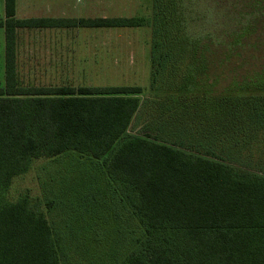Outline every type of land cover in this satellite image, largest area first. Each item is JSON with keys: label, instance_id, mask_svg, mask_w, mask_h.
Returning <instances> with one entry per match:
<instances>
[{"label": "trees", "instance_id": "1", "mask_svg": "<svg viewBox=\"0 0 264 264\" xmlns=\"http://www.w3.org/2000/svg\"><path fill=\"white\" fill-rule=\"evenodd\" d=\"M4 1L0 264H60L59 240L46 215L26 195L11 201L8 193L34 161L66 152L102 160L145 232L141 249L120 264H264V176L233 169L264 175V95L254 87L260 73L230 80L227 71L238 57L230 56L224 41L205 38L195 48V69L181 83L169 75L156 102L153 121H176L170 132L160 129L173 140L144 135L118 145L140 107L141 88L25 87L18 77L16 32L128 28L140 26L138 20H22L15 17V0ZM182 40L185 53L190 41Z\"/></svg>", "mask_w": 264, "mask_h": 264}, {"label": "rangeland", "instance_id": "2", "mask_svg": "<svg viewBox=\"0 0 264 264\" xmlns=\"http://www.w3.org/2000/svg\"><path fill=\"white\" fill-rule=\"evenodd\" d=\"M173 1L68 0L60 9L51 4L44 10L37 5L36 9L24 8L19 16L22 20L33 16L134 18L140 26L18 29L19 80L25 87L141 88L140 107L118 145L144 135L173 140L160 129L170 132L175 120L167 124L153 121L156 102L168 88L169 75L181 83L195 69L191 64L195 48L205 38L224 41L233 50L230 56L238 57L227 71L230 80L260 73L254 87L262 89L256 95L263 96L264 0ZM186 37L190 42L184 53L182 39ZM3 55L0 51V87L4 85ZM233 169L239 175L264 176ZM22 195L34 210L46 215L59 240L60 264H120L141 249L146 239L122 189L108 179L102 160L74 152L36 160L27 173L12 180L9 199L16 201Z\"/></svg>", "mask_w": 264, "mask_h": 264}, {"label": "crops", "instance_id": "3", "mask_svg": "<svg viewBox=\"0 0 264 264\" xmlns=\"http://www.w3.org/2000/svg\"><path fill=\"white\" fill-rule=\"evenodd\" d=\"M67 1L68 0H15V17H17L18 19L24 18L22 16H21L22 18L19 17L21 15L20 12L25 10L24 8L36 9L35 7L37 5V7L42 8L44 10L46 9L48 4H51L53 6V9H60V7H64L65 2ZM4 3H5L4 0H0V20L5 19V4ZM53 4H59V6L54 7ZM30 18H38V16H33ZM41 18H44V16ZM4 45H5L4 30L0 28V51H2V53H4ZM3 58H4V55H3Z\"/></svg>", "mask_w": 264, "mask_h": 264}]
</instances>
